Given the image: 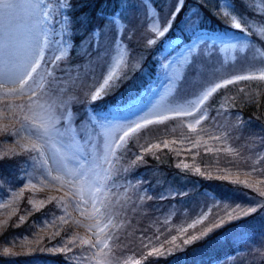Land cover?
Listing matches in <instances>:
<instances>
[{
    "label": "rangeland",
    "instance_id": "rangeland-1",
    "mask_svg": "<svg viewBox=\"0 0 264 264\" xmlns=\"http://www.w3.org/2000/svg\"><path fill=\"white\" fill-rule=\"evenodd\" d=\"M154 1L157 0H142L143 7L139 1L130 0L137 6L126 13L115 11L108 15L110 19L119 17V22L109 27L110 30L113 29L114 36L108 39L107 49L103 52L99 81H92L90 85L93 87L85 91V94L90 99L113 68L116 70L115 82L128 66L129 47L122 37L126 30L121 17L124 14L131 21L130 24L133 20H137L133 24H143V30L148 34L147 41L159 42L164 38L156 48L157 65L153 77L148 79L138 94H132L133 90L126 91L115 102H107L110 104L108 110H93L86 98L83 109L86 121L80 125L75 123L76 111H73L74 98L78 94L74 91L76 96L71 98L68 82L90 72L94 60L91 59L81 69L62 73L61 76L55 75L53 78L56 80H48L47 83L41 76L49 65L63 62L72 46L68 35L56 39L61 32L65 34L63 20L67 15V8L60 7L58 0H43L35 8L33 5L37 0H12L13 8L0 10V37L11 34L17 48V67L11 71L4 67L0 57V156L12 153H23L25 156L16 176L20 181L15 187H12V180L0 179V233L8 230L14 236L8 243L0 242V252L3 254L25 255L43 249L51 252L70 250L69 243L75 239L77 250L71 254L78 258L77 261L80 259L78 264L134 263V258L114 259L115 253L108 249L109 236L102 233L105 224L101 221L103 218L97 208L102 205L112 207L106 218L108 225L114 221L116 214H120L121 210L125 213V208L132 205L126 201L132 186L131 179L124 177L125 175L117 179V175L116 180L108 182L107 178L116 168L115 163L131 150L130 139L141 134L145 136L144 132L148 127L151 132L157 130V124L169 118H180V130L184 132L180 136H169L143 144L137 157L147 154V151L154 153L162 148L171 149L179 156V166L189 169L191 173L241 183L249 186L254 194L247 191L236 198L230 197L228 193L223 197L202 190L203 195L193 198L190 191H184L185 195L188 194L185 198L172 202L160 221L151 223V234L147 238L142 237V247L160 253L164 249L169 251L182 247L185 240L197 235L199 225L204 224L207 230L210 226L219 224L222 219L227 220L229 214L234 218L245 214L259 205L261 198L264 199V161L259 159L264 156L262 136L258 134L255 137L257 140H253L259 143L262 140L263 144L254 155V162L248 167L241 163L235 166L230 163L220 165L221 160L217 158L219 153H231L234 149L232 140L228 138L231 134L229 130L232 124L242 126V122L238 120L240 115L235 112L237 120L227 126H224L223 116L222 126L217 128L202 123L207 117V110H201L216 91L231 84H226L227 80L237 82L239 90L244 85L240 83L242 79L237 77L264 80L260 78L264 75V55L259 53L255 63L249 54L248 58H244L243 53L252 45V40L245 24H242L243 31L235 29L234 23L241 21L233 6L227 7L232 5L230 0L219 1V18L230 26L228 30L195 27L197 20L192 18L189 23L181 22L184 33L171 37L159 36L158 33L168 27L167 22L173 19L171 15L165 14L169 2L173 0L163 3L164 10L160 12L163 19L158 14ZM177 6L179 5L175 0L174 11ZM172 8L170 7V11ZM44 11L51 14L43 19ZM56 14L60 15L58 24L54 19ZM129 29L133 31L131 27H127ZM93 35L97 43V29L93 30ZM185 35H188V39L183 37ZM38 48L43 50L42 64L38 72L33 74L34 79L27 82L23 92H10L12 88H19V84L12 81L18 80L30 70L31 57ZM57 56L61 59L56 60ZM117 61L120 62L118 65ZM59 67L61 69L62 66ZM216 84H221L222 87L216 89L203 104H199L204 94L215 88ZM33 90L37 92L35 97L32 96ZM42 124L49 125L46 134L40 127ZM137 124L143 127L120 141V137L129 128L135 129ZM81 130L84 133H80ZM249 137L251 138L250 135ZM33 143L42 146L39 151L32 149ZM111 149H115V154ZM203 152H212L215 159L208 161L202 155ZM109 183L112 185L110 189ZM173 194V190L166 189L160 190L157 196L162 198ZM23 196H26L31 208L42 207L54 200L60 209L56 220L41 219L32 228V234L18 235L12 232L11 226L24 223L26 219L19 209ZM186 201L189 203L186 204ZM176 212L179 215L174 217ZM78 219L82 223V229L75 225ZM95 221L101 222L96 225ZM69 227L77 232V239L69 236ZM61 230V238L56 239ZM160 239L166 242L165 246ZM261 259H264V241L254 244L251 252H242L236 257L235 254L223 256L209 264H264L258 262Z\"/></svg>",
    "mask_w": 264,
    "mask_h": 264
},
{
    "label": "trees",
    "instance_id": "trees-1",
    "mask_svg": "<svg viewBox=\"0 0 264 264\" xmlns=\"http://www.w3.org/2000/svg\"><path fill=\"white\" fill-rule=\"evenodd\" d=\"M137 1L142 5V0ZM219 1L183 0L182 11L179 16L174 18V23L164 36L171 37L184 33L181 22H185L188 17H191V19L196 18L195 27L228 30L230 26L224 24L225 22L223 23L219 18L221 14ZM230 1L238 15L243 17L244 24L249 30L252 40V45H249L246 53H243L244 58H248L247 54H249L252 62L255 63L259 53L264 55V0H261V2H258L260 0ZM164 2L166 0L153 2L160 16H162L160 12L164 10ZM70 3L71 9H66L68 17L71 18L70 31L65 34L61 32L56 39L58 37H67L68 35L72 40V46L63 62L60 61L50 66L49 60L47 65L50 67L48 66V70L44 71L41 76L45 78L47 83L48 80L52 81V79H55L53 78L55 75L61 76L62 73L81 69L91 59L94 60L90 72L83 73L82 77L77 76L68 82V89L70 88L69 91L72 93L71 98L73 99L76 96L74 91L78 94V97L74 98L73 111H76L74 121L80 125V123L86 121L83 111L86 106L84 101L87 98L85 91L93 87L92 84L90 85L92 81H99L103 52L107 49L108 39L114 36L113 29H109L111 25L109 22L112 19L108 18V15L113 14L115 11H119V13L124 11L126 13L130 8L137 6V4L133 5L130 0H70ZM174 3L175 0L171 3L169 2L167 11L165 10L167 16L174 11ZM170 7H173L171 11ZM193 8L195 9L193 10ZM121 17H123L126 24V30H124L122 37L129 47L128 66L114 82L117 86L112 88L110 94L103 96L102 99L97 101L87 98V104L96 111L100 109L108 110L109 103L115 102L116 98L126 91L133 90L132 94L139 93L148 79L153 77L155 73L157 65L156 48L164 40L162 38L159 42L155 41L149 44L147 41L148 34L143 30V24H133L137 20H133V23L130 24L131 21L125 14ZM54 19L57 22L56 24H58L60 15L56 14ZM127 27H131L133 31L131 29L127 30ZM94 29H97L99 33L97 43L94 41ZM183 37L188 39V35ZM59 66H62L61 69ZM240 83L244 85L242 90L238 89L237 82L228 84L226 87L216 91L201 108V110L203 108L207 110V117L203 119L202 123L213 125L217 128L222 126L221 118L223 116H225L224 126H227L237 120L235 112L240 115L238 120L242 122V126L237 127L232 124L231 130H229L231 134L228 138L232 140L231 145L234 149L231 153H219L220 156L217 158L221 160L219 162L220 165L230 163L235 166L241 163V165L248 167L254 162L253 157L260 151L263 144L262 140H260L261 143L253 140H257L255 137L258 134L264 139V80L242 79ZM179 123H181L180 118H169L158 123L157 130L155 129L151 132V128L148 127L144 132L145 136L141 134L130 139L131 150L124 153L118 162L115 163L116 168L107 178L108 182H113V180H116L117 175V179L125 175L124 177L130 178L132 183L126 200L132 205L125 208L127 210L125 213L124 210H121L120 214H116L114 221L106 225L107 214L111 212L112 207L102 205L97 208L101 218H103L101 221L105 224L102 233L109 236L108 249L115 253L114 259L134 258L135 260L132 264H209L223 256L235 254L236 257V255L240 256L242 252H251L254 244L264 241V199L261 198V203L253 209L254 211H248L238 216V219H233L226 223L223 227L214 229L212 233L203 239L192 241L187 245L183 244L182 247H175L169 251L164 249L162 253L142 247V237L147 238L151 234V223L159 222L160 217L168 212L167 209L172 202L185 198L188 194L185 195L184 191H190V196L193 198L203 195L202 190L223 197H226L228 193L230 197L238 198L247 191L254 194V191L249 186L241 183H231L224 178H208L207 176H202V174L191 173L189 169L179 166V156L171 149L162 148L154 151V153L147 151V154L137 157L141 152V146L143 144L146 145L147 142L159 141L169 136H180L184 131L180 130L182 123ZM83 131L81 130L80 133H84ZM137 140L141 142L138 143ZM202 155L208 161L215 159L212 152H203ZM0 157H3L0 158V179L4 181L12 180V187H15L20 181L16 176L25 156L23 153H12L3 154ZM87 157L89 159L88 155ZM259 159L263 162L264 156L262 155ZM130 166L131 168H129ZM117 169L119 172H117ZM111 186H108L109 189L112 188ZM166 189L167 191L173 190L174 194L166 195L162 198L157 196L160 190ZM254 196L257 197V195ZM185 203L188 204L189 201ZM19 209L26 216V219L24 223L15 224L10 228L12 232L18 235L30 234L32 228L41 219L53 218V220H56L60 212L54 200L42 207L31 208L26 196H23L20 200ZM177 212L174 217L179 215ZM101 221H95V224L97 225ZM117 223L118 225H116ZM81 224L79 219L75 222V225H79L80 229L83 228ZM204 226L202 224L197 227L196 236H200L206 231ZM212 227L210 226L209 228ZM68 230L70 231V237L78 238L77 232H74L71 227ZM61 232L62 230L56 239L61 238ZM13 238L14 236L8 230H3L0 233V242L8 243ZM56 239L54 241L58 243ZM160 241L164 240L160 239ZM165 243L164 241V246ZM69 244L72 249H61L62 251L59 252H51L47 249L25 255H8L0 252V264H78L80 259L77 261L78 258L71 254V252H76L77 250L76 240H72ZM258 262L264 263V259Z\"/></svg>",
    "mask_w": 264,
    "mask_h": 264
},
{
    "label": "snow or ice",
    "instance_id": "snow-or-ice-1",
    "mask_svg": "<svg viewBox=\"0 0 264 264\" xmlns=\"http://www.w3.org/2000/svg\"><path fill=\"white\" fill-rule=\"evenodd\" d=\"M43 0H37V3L33 5V7H39V4L42 3ZM59 6L63 7V8H67V9H71V3L69 2V0H58ZM177 3L179 6H177L175 8V11H173L171 13V16L173 17L172 20H169L168 23V27H165L164 30L162 32H159L158 35L159 36H164V34L166 32H168L170 30V26L174 23V18L179 16L180 12L182 11L183 8V0H177ZM14 7V4L12 2V0H0V10H8ZM227 7H232L231 4L227 5ZM51 13L49 11H44V16L47 17L49 16ZM227 15V13H226ZM191 21V17H188V19L185 21V23H189ZM240 21L241 22H236L234 23V27L235 29H241L242 31L244 30V28H242V24H244L245 22L243 21V17H240ZM64 24H65V33H67L70 30L71 27V18L68 17L67 15L64 16V20H63ZM86 22V21H85ZM119 22V17H113V19L109 22L111 25H115L116 23ZM41 23H43V21H41ZM155 41H148V43H154ZM66 46V45H64ZM42 48H38L35 51V54L31 57V62H30V70L27 71L25 74H23L18 80H13L12 83H18L19 84V88H12L10 89V92H23L24 88L27 84V82L30 79H34L33 74L38 72V69L41 67L42 64V60H41V56H42ZM0 57H2V62L4 64V67L8 70L11 71L12 69L17 67V48L14 42L13 37L11 36V34H5L3 37H0ZM61 57L57 56L56 60H60ZM117 65L120 63L119 61L116 62ZM115 68L112 69L111 72L108 73V75L103 79V83L100 84V86L98 88H96L95 94L91 95V100L92 101H97L98 99H102L103 96H106L108 94H110L112 88L116 87L117 85L114 83V76H115ZM247 77H237V79H245ZM261 79H264V75H262L260 77ZM233 81L231 80H227L225 81V83H232ZM222 87L221 84H216L215 88H212L210 91L206 92L203 96V99H201L199 101V104H203L204 101H206L209 96L216 91V89ZM8 93L6 92L5 95H7ZM37 95V92L35 90L32 91V96L35 97ZM199 105H197L198 107ZM184 115H188L189 113H183ZM26 119H28L26 117ZM148 123H151V121H149ZM197 123H199V121H197ZM33 125H35V121H33ZM41 128H43L45 134L48 131V127L49 125H40ZM143 127V125L141 124H137L136 128H129L128 132H125L123 136L120 137V141H124L125 137L129 136V133L134 132L136 129H139ZM117 146H119V142H117ZM32 149L39 151L40 148L42 147L41 145H38L37 143H33L32 144ZM111 151L113 152V154H115V149H111ZM3 158V157H0ZM53 179H58V177H53ZM249 211H254L253 209H250ZM233 219H238V217H233L231 214L228 215L227 220H221L219 224L213 225L212 228L207 229L204 233H202L200 236H194L191 237L189 240H185L184 244L187 245L192 241L195 240H200L203 239L205 237H207L210 233H212L214 231V229L216 228H221L223 227L226 223L232 221ZM85 243H87V241H85Z\"/></svg>",
    "mask_w": 264,
    "mask_h": 264
}]
</instances>
